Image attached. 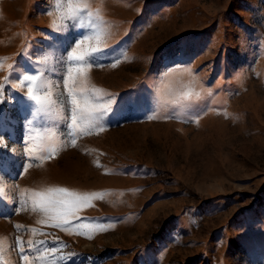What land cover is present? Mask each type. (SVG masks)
<instances>
[{
    "label": "rangeland",
    "instance_id": "rangeland-1",
    "mask_svg": "<svg viewBox=\"0 0 264 264\" xmlns=\"http://www.w3.org/2000/svg\"><path fill=\"white\" fill-rule=\"evenodd\" d=\"M77 4L94 22L103 17L101 46L125 55L115 68H93L89 86L139 103L72 147L55 82ZM25 56L50 82L51 117L9 103L26 91L22 69L9 65ZM0 84V154L13 158L0 178L2 264H264V0H0ZM53 150L17 179L22 153L39 160ZM59 187L103 198L69 217L67 230L30 201L13 215L20 190ZM17 235L47 243L25 244V262Z\"/></svg>",
    "mask_w": 264,
    "mask_h": 264
},
{
    "label": "snow or ice",
    "instance_id": "snow-or-ice-1",
    "mask_svg": "<svg viewBox=\"0 0 264 264\" xmlns=\"http://www.w3.org/2000/svg\"><path fill=\"white\" fill-rule=\"evenodd\" d=\"M82 14H86L88 17L86 21L87 30L83 31L81 29L85 27V21L83 20ZM67 19L73 22L79 21V23H75L69 29L73 33L72 36L66 38L68 39L70 52L64 57V60L67 62L66 65H63L65 71L60 76V79L55 82V86L57 88L63 86L64 89V96L67 102V116L63 117L64 134L67 138V143L75 147L78 138H82L84 135L103 132L108 123L109 116L114 114V112L120 111L125 105L133 106L138 104L139 101H134L130 98H118L116 94L107 92L104 89L89 86L90 72L93 68H104L108 66L115 68L125 58L120 48H110L107 44L101 46L103 36L101 26L105 23L103 17L97 14L96 22H94L89 5L84 4L81 6L77 4L71 8ZM92 40L96 41L94 45L89 43ZM85 44H88V47H84ZM117 53L120 54L118 55ZM25 60L27 61L25 65H9V69L12 72L22 69V74L19 75V82L21 87L26 88V91L12 96L9 103L15 101L19 105L21 115L25 117L28 115L32 117H51L55 102L52 99L50 82L44 73L33 69L31 61L27 56H25ZM4 79L9 80V77H5ZM4 87V85L0 84V92L3 91ZM180 102L173 101L172 103L177 104ZM2 103L3 101L0 100V104ZM148 118L152 119L153 117L149 116ZM3 122L4 109L0 108V140L3 139L5 132ZM23 123L26 126L25 131L30 132L31 129L27 126L33 124V120L26 118ZM27 142L28 137L26 135L23 143L26 144ZM3 148H7V145H3ZM22 154L24 155V160L21 164L17 179L25 175L33 166H37L47 159L54 158L55 150L50 152L48 156L39 158V160L31 157L27 151ZM12 164V157L6 154H0V178L7 175L5 169L12 167ZM16 188H19V186L16 185ZM97 198L102 199L103 197L98 193L81 194L69 191L63 187L47 188L46 190L24 188L19 191V201L17 207L13 209V215L19 213L21 206H24L25 210H27V204L30 201L32 211L38 210L47 219L56 221L53 224L54 227L67 230L65 226L69 225V217L74 216L76 211L82 206H94L90 202ZM2 203L3 201L0 200V204ZM39 223H47V220H40ZM16 227L19 228L21 226L16 225ZM96 227L105 230L103 224L96 225ZM30 230L33 233L37 231L35 228ZM46 243L47 241H40L34 246L31 240L24 241L22 237L17 235V247L14 250L19 253L23 261L27 262L29 256L26 252L25 244L28 245V250L31 251L34 247L38 248L39 245ZM55 243L56 241H53V244ZM60 245L66 247L63 242H60ZM0 254H2V251H0Z\"/></svg>",
    "mask_w": 264,
    "mask_h": 264
}]
</instances>
